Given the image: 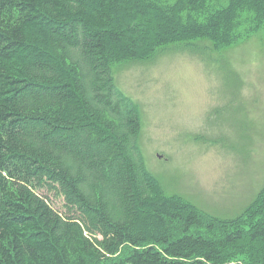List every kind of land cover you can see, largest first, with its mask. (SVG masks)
<instances>
[{
  "label": "trees",
  "instance_id": "1",
  "mask_svg": "<svg viewBox=\"0 0 264 264\" xmlns=\"http://www.w3.org/2000/svg\"><path fill=\"white\" fill-rule=\"evenodd\" d=\"M261 29L264 0H0V264H264V205L221 230L162 194L114 78Z\"/></svg>",
  "mask_w": 264,
  "mask_h": 264
},
{
  "label": "rangeland",
  "instance_id": "2",
  "mask_svg": "<svg viewBox=\"0 0 264 264\" xmlns=\"http://www.w3.org/2000/svg\"><path fill=\"white\" fill-rule=\"evenodd\" d=\"M154 54L114 64L116 89L142 116L148 170L212 227H246L264 205V29L229 50L202 42Z\"/></svg>",
  "mask_w": 264,
  "mask_h": 264
}]
</instances>
